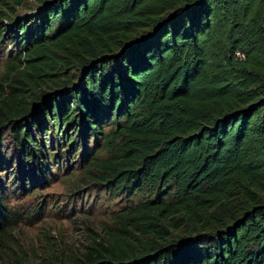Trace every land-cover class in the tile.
Returning <instances> with one entry per match:
<instances>
[{
	"label": "trees",
	"instance_id": "trees-1",
	"mask_svg": "<svg viewBox=\"0 0 264 264\" xmlns=\"http://www.w3.org/2000/svg\"><path fill=\"white\" fill-rule=\"evenodd\" d=\"M35 2L0 27V264H264V0ZM44 134L109 191L154 198L81 247L24 244L43 209L16 202L24 181L58 163Z\"/></svg>",
	"mask_w": 264,
	"mask_h": 264
},
{
	"label": "rangeland",
	"instance_id": "rangeland-1",
	"mask_svg": "<svg viewBox=\"0 0 264 264\" xmlns=\"http://www.w3.org/2000/svg\"><path fill=\"white\" fill-rule=\"evenodd\" d=\"M36 9L35 0H0V27L5 26L7 15L28 18ZM8 49L14 50V47L8 42L0 43V89H8V76L6 78L3 76L6 62L11 59ZM112 128L113 125H110L105 131L109 132ZM69 132L73 133L71 129ZM44 137L46 141L49 135L44 134ZM7 141L9 143L10 140L6 139ZM86 145L92 148L90 156L95 154L102 158L107 156L102 144L93 148V140L88 139ZM46 147L47 152L58 158V163L52 170L53 175H49L44 184L30 185L27 178L24 182L31 192L22 195L16 201L28 209L43 207L39 221L20 225L24 244L35 242L36 239L42 238V232H45L60 245H67L70 248L81 247L90 237L100 240L107 232L115 231L114 216L136 202L142 195L144 198H154L149 192L137 194L135 188L115 193L116 191H109L102 182L89 178L84 172L86 163L82 161L83 147L78 150L76 158L71 157L72 153L67 154L69 150L67 147L61 152L59 144H50L46 141ZM13 167L17 170L18 165L14 163ZM3 172L4 170L1 171Z\"/></svg>",
	"mask_w": 264,
	"mask_h": 264
},
{
	"label": "built area",
	"instance_id": "built-area-1",
	"mask_svg": "<svg viewBox=\"0 0 264 264\" xmlns=\"http://www.w3.org/2000/svg\"><path fill=\"white\" fill-rule=\"evenodd\" d=\"M237 55L241 58V57H243V55L242 54H240L239 52L237 53Z\"/></svg>",
	"mask_w": 264,
	"mask_h": 264
}]
</instances>
